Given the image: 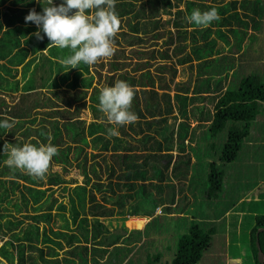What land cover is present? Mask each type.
<instances>
[{"label": "trees", "instance_id": "trees-1", "mask_svg": "<svg viewBox=\"0 0 264 264\" xmlns=\"http://www.w3.org/2000/svg\"><path fill=\"white\" fill-rule=\"evenodd\" d=\"M33 2L34 0H0V120L10 117L16 121L10 131L0 129V264H89L90 259L96 264L102 263L99 258L105 253L118 255L122 250L121 245L140 240L138 235L142 232L134 229L130 232L131 235L128 231L123 235L107 234L108 229L100 217L112 215L114 209L122 216L152 217L154 209L164 202H169L164 207V210L169 211L172 201L176 200V194L181 190L178 185L183 186L185 180H189L190 185H196L209 199L222 189L224 173L217 165V160L223 165L236 159L249 132L250 123L262 110L264 103L263 73L257 70L247 74L238 73L241 67L236 64L231 51L234 43L238 49L242 46L247 48L252 43L255 33L249 32L248 26L258 28L263 6L260 0H148L150 5L147 11L145 7L141 8L134 12L133 19L127 20L128 31L120 24L114 43L124 51L123 42L133 44L145 41L143 35H150L155 40L165 34L161 31L164 24L157 17L156 7L163 8L166 14L172 15V21L166 22H172L175 30L169 29L167 38L163 41L171 46V50H153L149 58L166 60V63H159L157 68H168L172 79L176 73L171 59L172 52L175 56L177 52L190 46L189 53L178 56L177 62L183 64L192 60L191 56L195 57V92L215 98L213 111H200L197 122L208 123V127L194 147L189 143L194 141V134L188 120L187 96L183 93L174 95L178 114L182 119L175 129L172 126L169 128L167 118L173 113L172 101L169 93L163 92L164 89H161L163 93H158L153 88L146 91L144 86H153L154 83L148 71L141 72L138 78L124 70L116 74L113 72L107 75L102 86L94 85L92 88L93 77L89 65L80 64L77 68L67 69L59 60L68 55V50L49 48L57 55L56 59L47 57L57 72L49 86L52 88L48 89L55 94V98L45 91L43 93L34 77L27 76L25 72L21 76L26 82L22 88L18 87L17 66L23 62L27 53L25 47L19 49L22 38L29 34L25 38V46L36 40L38 47L32 49L33 53L47 48L50 43L48 38L44 39L46 36L41 29L34 27V23L25 21ZM40 2L47 3L46 0ZM181 3L184 4L183 8L180 7ZM213 7L217 9L220 19L213 21L210 26L202 28L188 22L187 17L194 9L207 11ZM36 8L40 14L38 4ZM131 12L133 11L128 10L126 13ZM119 20L121 22L122 19ZM185 24L192 28L186 29ZM36 31H40L42 40L33 35ZM244 39H247L245 43ZM30 60L31 58L24 61L23 65L30 63ZM148 63L149 59L145 64ZM118 64V61H109L111 69L115 71L119 68ZM239 64L246 66L244 62ZM71 70L75 71L70 72ZM82 73L84 74L81 75ZM232 75L236 82L226 81ZM117 80L125 81L133 87L135 95L130 110L138 116V120L134 124L118 127L120 134L111 136V144L106 135L107 129L113 125L98 110V95L101 88L112 86ZM60 84L67 86L62 92L70 91L62 99L68 105L81 102L78 103V109L86 106L85 98L91 88L89 107L93 113V121L85 126V120L79 115L80 111L54 109V100L59 98ZM165 85L162 83L160 88ZM135 86L141 88L137 89ZM18 90L17 101L8 103L4 96ZM38 94L42 95L36 97ZM157 95L166 102L163 108L159 105L160 100L156 99ZM191 115L190 117L195 118L194 113L191 112ZM173 117L174 121L180 118L175 114ZM97 118L102 121L97 122ZM225 127L227 137L220 151H215L212 147L215 143H204L216 137ZM5 142L14 146H23L29 142L37 145L50 142L58 149L51 164H60L63 172H68L75 165L82 175L83 184H78L76 178H63L60 172L50 168L43 180L8 168L5 165L7 156L3 153ZM89 146L103 151L110 150L113 162L108 161L106 155L91 153L88 165L89 153L86 149ZM186 146L193 152L195 159L192 163L190 153L185 150ZM173 151H178L174 159ZM97 156L101 159L97 160ZM208 158L214 160L208 161ZM72 160H75V164ZM65 182L77 183L73 193L82 210L74 209L73 206L69 209L71 224H75V228L70 227L65 206L56 203L57 199L51 191L53 185ZM66 188L63 187L64 190ZM122 189L123 193L120 192ZM96 193L100 194L104 204L96 201ZM142 201L146 203L144 207L140 206ZM88 202L90 205L85 210ZM106 203L110 206L106 207ZM177 205L175 211L179 208L181 210V205ZM128 206L130 207L126 211L125 207ZM86 213L92 216L91 220ZM158 216L161 215L151 218L148 225L152 226ZM205 224L199 220L187 221L185 232L177 236L173 255L166 264H197L201 260L211 248L215 229L214 226L206 228ZM251 228L253 264H261L257 260L255 233L258 228H264V214L254 215ZM258 239L264 253V230L259 232ZM110 249L112 251L109 252ZM161 255L159 252L147 254V264L158 263Z\"/></svg>", "mask_w": 264, "mask_h": 264}, {"label": "rangeland", "instance_id": "rangeland-1", "mask_svg": "<svg viewBox=\"0 0 264 264\" xmlns=\"http://www.w3.org/2000/svg\"><path fill=\"white\" fill-rule=\"evenodd\" d=\"M211 1V0H208ZM226 0H223V2H225ZM261 5L263 6V14L260 18V30L262 31V29L264 28V0H261ZM161 18H162V23L164 24V26L161 28V31L163 33H165L162 37L158 38L156 41L150 39V35H143V38H145V41H142L140 43H133L132 46H130L127 43L123 42V47H124V51L121 50L120 46H118L117 44L114 43V48H115V52L114 55L111 58L108 59H102L99 62H97L94 65H89V69H90V73L92 74V88L94 87V85L97 86H102L103 83H105L104 81H106L107 75L111 74L114 72V74H116L119 71H126L129 75L134 76L135 78H138L141 76V72L142 71H148L151 74V77L154 80L153 86H144V88L146 89V91H148L149 89L153 88L154 90H157L158 93H163V92H168L170 99L172 101V105H173V113L172 115L169 114L168 118H167V124L169 126V128L172 126L174 129L178 123V121L181 118V116L178 114V105H177V101L174 100V95L176 93L178 94H184L187 96V102H186V109L188 112V120L190 121V124H192L191 122V112L194 113L195 115L199 112V109L201 111V109L203 110H209V111H213V106H214V101L215 98H207L206 96H203L204 93L200 94V93H196L195 92V85L197 83V68L195 66L196 61L197 60H191L188 63L184 64L186 65V67L181 68L180 70L177 72V66L174 63V58H173V52H172V62L175 65L176 68V73L174 74V76L171 79V75H170V71L168 68L164 69H158L157 67L160 65L159 63L163 62L166 63V60L159 59V58H149V54L151 51H155L157 49H159L160 51H162L163 49H168V51L171 50V46L169 47V45L163 43L164 39L167 38V31L170 29L172 31H174V26H172V22L167 23L166 21L170 20L172 21V15H167V14H163L161 12ZM186 27V29L190 30L192 27L191 26H187V24L184 25ZM248 39V38H247ZM132 40V39H131ZM253 44H250L247 46L246 50L244 51V53L241 55V59L243 60L244 63L249 62V64H251V58H253V56H258V53H253V52H247V50L249 48H251L252 46V51L254 50ZM264 45V44H262ZM38 47V45L36 46ZM237 47L235 46V43L233 44V47L231 49L232 52L237 51ZM263 49V54H264V46H262ZM190 50V46H186L182 51H181V56L185 55L186 53H189ZM139 51V52H137ZM178 56V53H177ZM149 59V63L145 64V62ZM262 59V61H261ZM110 60H115L119 62V68L116 69L117 71L111 69L110 65H109V61ZM168 63L170 62L169 60H167ZM261 62V64H260ZM104 63V64H103ZM138 63V64H137ZM103 64V65H101ZM256 66H262V69H258L255 68ZM158 69V70H157ZM76 70V69H75ZM75 70H71L70 72H73ZM252 70H254L253 72L259 71V73H263L264 75V56L261 58L260 56L258 57L257 63L256 64H251L250 66H246L243 68H240L239 72L241 74V72L243 74H247L249 71L251 72ZM159 72V73H158ZM84 73H82L81 75H83ZM242 74V75H243ZM36 78L37 77V73H35ZM264 78V76H262ZM69 79H71V77L69 76ZM232 81L236 82L234 76L232 75V77H229L228 79H226V81ZM165 81V82H164ZM69 82V81H68ZM164 83L166 84L164 87L160 88L161 84ZM168 86V87H167ZM18 87L22 88V86ZM137 89L141 88L140 86H135ZM167 87V88H166ZM67 86L65 84H60L58 91H59V98H57L54 104V109H65L68 108L70 111H80L79 115L80 117H82L85 120V126L87 124H89L91 121H93V113L91 112V109L89 107V95L91 93V88L89 89V93L87 94L86 98H85V105L82 108L78 109V103L81 102H73L71 104H66V102L62 99L68 96L69 92H62L63 89H66ZM161 89H164L163 92ZM187 89V91H186ZM20 90L16 91V94H19ZM13 93L9 94V99L10 100H14V96L12 95ZM199 95H201L203 98V100L201 101L199 99ZM209 97V96H208ZM156 99L160 100V107L163 108L166 104V102L159 97V95L156 96ZM203 104L201 106H195L198 104ZM43 108V107H42ZM198 109V110H197ZM261 111V110H260ZM177 115L178 118L176 121H174V117L173 115ZM39 116H41V114H38ZM57 116V115H56ZM147 117L149 118L150 116L147 115ZM190 117V118H189ZM102 121V119L97 118V122ZM113 127H116L113 125ZM127 127V126H126ZM117 132L118 134H120V132L118 131L117 128ZM117 134V135H118ZM106 137L110 140V143L112 144L113 142V138L111 136L106 135ZM227 137V127H225L220 133L217 134V136L213 139L216 143L214 144L215 147V151H220L222 148V144L225 142ZM187 144V143H186ZM87 152L89 153L87 155L88 157V165L91 162L90 159V154L93 153L95 155H106V159L108 161H112L113 162V158L111 157L112 155H110L111 151H103V150H98V149H93V147L89 146L87 149ZM186 151H188L191 155V150L189 147H187L185 149ZM178 153V151L174 152L172 159H174V155H176ZM191 159L193 156H190ZM100 156H97V160H100ZM72 163L75 164V160H72ZM217 165H220V162L217 160ZM60 164H57L55 162H53L50 165V169L52 171L57 170L58 172H60L63 175V178H76L78 181V184H83V180H82V175L79 174V170L75 167V165H72L68 172H63L62 169L59 167ZM50 172V170L48 171V173ZM47 173V174H48ZM106 173L103 174V177L105 178ZM114 179V178H113ZM104 181L106 182L107 180L104 179ZM189 184L188 180H185L184 186H187ZM77 185V183L75 182H65V183H61L60 185H53L52 186V192H53V196L56 197L57 199V204L61 203L62 205L65 206V215L68 218L69 224L71 228H75L76 225L75 224H71V212H70V207H75L74 209H78V210H82L79 205H78V201L76 200V196L73 193V188L74 186ZM44 187V186H43ZM63 187H67L65 190L63 189ZM223 188L217 192L218 194V199H221V193L223 192ZM121 193L124 192V189H122L120 191ZM96 201H98L99 203H105L103 202V200L100 197L99 193H96ZM210 201H214L213 198L209 199ZM208 199L205 198V195L202 193H199V197H198V201L197 203L201 204V205H205L209 202ZM169 202H164L161 203L159 206H157L154 211H153V216L148 218V221L153 218L156 215H161V220L163 223L159 222V218H157L151 225L149 226L148 223L143 224L146 220V218L144 217H131L132 215H127L125 214L124 216H122L121 214H119L118 212L115 211L112 213V215L110 216H102L100 217V220H102L103 224L107 227L108 229V233L107 234H111V233H115V234H122V232L124 230L128 231L129 235L130 232L134 229L140 230L142 233L140 235L136 234L139 236L140 240L138 239L137 241H132L131 243H124L122 246V250L118 255H115L114 253L111 254H107L105 253L103 255L102 258H99L100 261H103L102 263H98V264H147V260H146V256L147 254L152 255L155 254L157 252L164 253L165 256L161 257L159 263L156 264H166V260H170L171 256L173 253H171V256L169 257V253L171 251L162 249L163 246H165L168 241H165V238H168L169 243L172 244V248H173V252L175 249V241L174 238H177L178 235L182 234L183 232H185V227L187 224V215H185L183 212H179L178 210L174 211V213L172 214V218H169V215H163L164 212L163 211H167L164 210L165 205H167ZM196 203V204H197ZM145 202H141L140 206L144 207L145 206ZM195 204V206H196ZM90 205V203H86L85 206V210L86 207ZM173 205V204H172ZM110 206V204L106 203V207ZM125 207L126 211L129 208ZM149 207V206H148ZM172 206L170 207L169 211L174 210V208H172ZM53 212L55 211V209L52 210ZM87 212V211H86ZM161 212V213H160ZM80 213H83L82 211ZM81 215V214H80ZM86 216L88 219H92V216L89 213H86ZM81 217V216H80ZM79 217V218H80ZM164 217V218H163ZM125 219L127 220V222L124 224L125 226H123V221H125ZM59 220V219H58ZM190 221V219L188 220V222ZM78 222V221H76ZM165 223V224H164ZM162 227L164 231L167 232V234H164V236H157L156 234H154V229L152 227ZM178 229V232H175V230ZM174 233H176V235L174 236ZM123 235V234H122ZM5 239V238H4ZM174 241V244H173ZM1 243V240H0ZM163 245V246H162ZM130 249L132 247H134V249ZM66 244H64V249H66ZM128 248V249H127ZM244 248L246 249L245 255L246 258L244 260V264H252L251 258L248 256V253L250 252V255L252 256V251H250V249L247 247V245L244 246ZM112 251L111 249L109 250V252ZM242 250L237 249L235 251H231V253H238L241 252ZM212 254L218 253L217 250L213 249ZM208 254L210 253L207 252ZM89 256H91L90 252H89ZM253 260V258H252ZM96 264L94 261H91L89 264ZM197 264H226L222 258L220 259H215V258H208V256H205L204 258H202ZM229 264V263H228ZM230 264H241L240 262H233Z\"/></svg>", "mask_w": 264, "mask_h": 264}, {"label": "crops", "instance_id": "crops-1", "mask_svg": "<svg viewBox=\"0 0 264 264\" xmlns=\"http://www.w3.org/2000/svg\"><path fill=\"white\" fill-rule=\"evenodd\" d=\"M37 3V0H34L32 3L30 10H35L37 12V4L38 8L40 10V14H43V5H46V3ZM261 1V0H260ZM47 2V0H46ZM63 2V0H53V6H58ZM132 3V4H131ZM148 0H116L115 4V12L118 15L119 19H122L120 24L123 27L124 30L128 31V19H133L134 12L137 10H140L141 8L145 7V10L147 11V7H149ZM180 7L183 8L184 4L181 3ZM157 8L158 12V18H161V12L163 14H166L165 10L163 8ZM175 7L172 8L174 10ZM128 10H132L131 13H126ZM168 15V14H167ZM162 19V18H161ZM37 25L34 24V27ZM261 24L258 25V28H254L251 25L248 26L249 32L255 33L254 40L251 44L254 43L253 47L254 50L252 51V46L247 50V52H253L258 53V56H253L251 58V64H256L258 57L261 58L264 56L262 44H264V28L262 31L260 30ZM37 32V31H36ZM155 32V31H152ZM29 34H27L28 36ZM25 36L22 38L20 48H26L27 53L25 54V58L23 60L27 61L29 58H31L30 63H27L23 65V62L17 66L19 77V83L17 85L23 86L26 82L25 79H22V72H25L27 76L34 77V80L37 82V86H39V89H43L44 91L52 96V98H55V94L51 93L48 89L52 88L49 87L50 83H52L54 76H57L56 70L53 68L51 63L47 60L48 58L56 59V54L52 53L49 48H44L40 51H36L33 53L32 49L37 46V42L34 39L29 46H25ZM45 37L44 39H46ZM151 39V38H150ZM153 40V39H152ZM157 39H155L156 41ZM247 41V39H244V43ZM140 43V41L136 42ZM132 46L133 44H129ZM250 45V44H249ZM246 50V47H241L237 49V51L232 52L234 57L236 58V64L239 65V67L243 68L248 65L249 62L245 63L246 66L240 65V62H243L241 59V55ZM190 51V50H189ZM24 53V49H23ZM178 56L181 57V52H177ZM175 55V54H174ZM190 55H193L190 52ZM177 54L173 56L174 63L177 66V72L181 68L186 67L185 62L183 64H180L177 62ZM192 60H195V57L191 56ZM191 61V60H190ZM262 61V59H261ZM25 63V62H24ZM261 64V62H260ZM23 67L25 71H23ZM256 66L255 68H257ZM258 69H262V66H259ZM143 72V71H142ZM35 73H37V77L35 76ZM187 91V89H186ZM12 95L14 96V102L17 101V98L19 95L16 94V91L12 92ZM9 94H6L5 100H7L8 103H14L10 102L13 100L9 99ZM42 94H38L36 97H40ZM35 98V97H34ZM210 98L206 96V99ZM199 99L202 101L203 97L199 95ZM215 103V101H214ZM203 104H198L195 106H201ZM54 107V106H53ZM200 109L199 112L195 115V118H191V127L190 129L192 133L194 134V141H190V145L194 146L200 141L198 138H200L201 135H203V131L207 129L208 123L205 124H198V116L200 115ZM195 130V131H193ZM216 136V135H215ZM215 138V137H214ZM210 138L207 142L204 141L205 144L210 145L212 142L216 143L213 139ZM188 143V141H186ZM189 146H186V148ZM215 148L214 146H212ZM191 150V149H190ZM176 151H173V154ZM176 155H174L175 158ZM191 156H193V152L191 150ZM191 158V157H190ZM194 157L191 159V163L194 161ZM214 159L208 158V161H211ZM219 167L223 170L224 177H223V192L221 193V199H218V194L212 196L214 201H210L207 194L203 193V191H200L197 189L196 185H190L187 186H180V192L176 194V200L172 201V208L174 210L172 211H163L164 216L169 215V218H172V214L175 211V208L178 207L177 203L181 205L178 209L179 211L183 212L185 215H187V221L189 219L193 220H199L202 222H205L206 228L210 226H214V231L212 234V242H211V248L210 253H205V256H208V258H215L220 259L222 258L223 261L226 264H230L233 262H240L241 264H244V260L246 258L245 252L246 249L244 248L245 245L251 250V226H252V219L254 218V215L256 214H264V103L262 104V110L259 111V113L256 115L254 120L250 123L249 132L246 136V138L243 140L241 148L239 149L236 159L230 163L227 164H221ZM191 170V167H190ZM189 181V180H188ZM177 185V184H176ZM177 186V187H178ZM199 193H202L205 195V198L209 200V202L205 205L198 204V197ZM181 199V200H178ZM197 203V204H196ZM196 204V206H195ZM171 208V209H172ZM180 212V213H181ZM161 213V212H160ZM131 217H144L146 218L145 223L148 222V218L150 216H131ZM247 217V218H245ZM159 222L162 223L161 217H159ZM164 218V217H163ZM127 222L123 221V226ZM249 225H251L249 227ZM154 234L159 236H164V234H167L166 231L163 230L162 227L153 228ZM127 231L124 230L122 233L125 234ZM175 232H178V229L175 230ZM257 232V231H256ZM259 234V233H258ZM176 233H174V236ZM255 243L258 236L255 233ZM176 238H174L175 241ZM165 241H168V243L163 246L162 249L171 251L169 253V257L171 256V253H173V246L169 243L168 238L164 239ZM173 241V244H174ZM259 241V239H258ZM260 244V243H259ZM257 247V246H256ZM215 249L218 251V253L212 254V250ZM237 249L242 250L238 253H231V251H235ZM208 251V252H209ZM173 255V254H172ZM165 254L162 253L161 257H164ZM248 256L251 258L252 264V256L250 255V252L248 253ZM201 258V259H202ZM171 259V258H170ZM169 260H166L168 262ZM159 263V262H158Z\"/></svg>", "mask_w": 264, "mask_h": 264}, {"label": "clouds", "instance_id": "clouds-1", "mask_svg": "<svg viewBox=\"0 0 264 264\" xmlns=\"http://www.w3.org/2000/svg\"><path fill=\"white\" fill-rule=\"evenodd\" d=\"M115 4L116 0H63L60 5L53 6V0H47L43 5V14L30 10L25 21L34 23L42 30L50 41L47 48L68 50V55L59 60L63 67L70 69L80 64L94 65L114 55V38L120 27ZM187 19L190 24L206 28L219 20L220 16L213 7L207 11L194 9ZM33 35L39 40L43 39L40 31ZM134 95L133 87L122 80L100 89L98 110L110 125L116 126L107 129L108 136L117 135L118 127L134 124L138 120V116L130 110ZM15 123L14 119L5 117L0 120V129L10 131ZM3 153L7 156L5 165L8 168L43 180L58 149L50 142L39 145L29 142L23 146L5 142Z\"/></svg>", "mask_w": 264, "mask_h": 264}, {"label": "water", "instance_id": "water-1", "mask_svg": "<svg viewBox=\"0 0 264 264\" xmlns=\"http://www.w3.org/2000/svg\"><path fill=\"white\" fill-rule=\"evenodd\" d=\"M264 228H258L257 229V232H256V235L258 236V233L263 231ZM256 246H257V260L261 263V264H264V253L262 252L261 248H260V244H259V241H258V238L256 239Z\"/></svg>", "mask_w": 264, "mask_h": 264}]
</instances>
